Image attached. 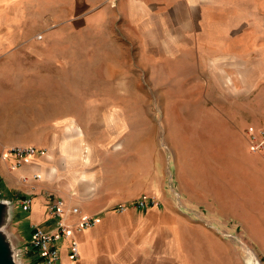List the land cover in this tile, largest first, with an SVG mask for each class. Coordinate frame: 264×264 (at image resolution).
<instances>
[{"label": "rangeland", "instance_id": "1", "mask_svg": "<svg viewBox=\"0 0 264 264\" xmlns=\"http://www.w3.org/2000/svg\"><path fill=\"white\" fill-rule=\"evenodd\" d=\"M191 2H177V29L94 33L52 25L47 36L1 52L0 150L45 147L59 175L53 192L97 198L117 214L144 218L154 232L171 218L183 228L189 218L194 232L225 234L245 264L250 249L264 264V203L245 201L244 174L234 171L244 159L230 151L259 156L230 128L239 131L252 114L264 121V82L237 92L236 63L220 57L242 43L241 28L226 26L251 23L253 5L264 0ZM70 129L78 142L82 130L84 141L72 183L61 185L69 161L62 153L78 149ZM260 163L262 153L252 162ZM240 194L244 202H234ZM142 198L150 205L136 212Z\"/></svg>", "mask_w": 264, "mask_h": 264}, {"label": "crops", "instance_id": "2", "mask_svg": "<svg viewBox=\"0 0 264 264\" xmlns=\"http://www.w3.org/2000/svg\"><path fill=\"white\" fill-rule=\"evenodd\" d=\"M178 1H188L194 5L192 0H0V53L11 50L18 43L32 42L36 35L47 36L52 25L56 28L63 25L66 31L72 25L73 30L92 28L94 33L177 29ZM256 4L251 9L254 17L251 23L226 26L228 29L241 28L237 34H241L242 43L237 46V51L220 56L236 63L230 71H236L240 78L238 86H234L237 92L256 91L264 82V4ZM245 28L251 31H244ZM243 40L247 41V45ZM255 115L256 118L252 114L251 121L241 119L239 131L236 127L230 128L232 136L247 142L242 128L264 125L262 118ZM70 130L71 140L76 141V130ZM80 131L81 141L77 140L78 149L73 156H67L59 147L69 160L65 166L68 178L60 179L61 185L72 183L75 157L80 153L84 141V134ZM45 149V153L26 158L16 168L12 166V158L0 160V190L2 196L13 201L10 230L17 245L29 243L35 223L46 230L54 227L55 217L50 213L48 204L53 197L60 196L69 205L79 206L82 214L98 218L94 226L74 231L56 242L61 264H244L240 249L229 239L226 240L225 234H222V238L217 232L207 229L194 232L189 218L183 219V228L177 227L175 219L171 218L165 231L154 232L144 225V218L137 219L125 212L117 214L97 198L90 199L77 193H63L61 196L53 192L59 175L53 155ZM230 151L236 161L244 159L243 164H235L234 171L244 174L245 201L264 203V163L258 166L252 164L260 153H256L259 154L257 157L241 159L236 151ZM33 173L40 174L42 179L33 177ZM21 176L29 177V181H23ZM241 195L236 196L234 202L243 203L239 201ZM24 196L31 198L29 208L21 205ZM146 205L150 203L139 205L136 212L145 211ZM79 215L69 214L68 221L76 222ZM72 238L78 243L77 258L70 255ZM35 257L33 252L29 261H34Z\"/></svg>", "mask_w": 264, "mask_h": 264}, {"label": "built area", "instance_id": "3", "mask_svg": "<svg viewBox=\"0 0 264 264\" xmlns=\"http://www.w3.org/2000/svg\"><path fill=\"white\" fill-rule=\"evenodd\" d=\"M245 138L247 139L248 148L251 152L264 154V125L252 127L247 126L243 129ZM44 150L34 144H17L0 150V160H8L12 158V166L16 168L23 164V160L35 155L43 153ZM33 177L40 178V174L33 173ZM23 181L27 182L29 177L21 176ZM3 193L0 190V198ZM7 198V197H5ZM31 198L24 196L21 198V205L29 208ZM145 199L142 198L138 202L139 205H145ZM50 213L55 217V225L52 229L46 230L39 224L35 223L32 227L29 243L20 244L17 250V259L22 264H61L60 254L56 242L64 237L69 236L74 231L83 230L94 226L98 222V218L94 215L82 214L81 209L77 205H69L60 196H55L48 204ZM80 213V215H79ZM69 214L79 215L76 222L68 221ZM33 248L35 254L34 261L27 262L25 255L28 249ZM29 249V250H30ZM70 255L73 258L79 257L78 243L75 239H71L69 245Z\"/></svg>", "mask_w": 264, "mask_h": 264}, {"label": "water", "instance_id": "4", "mask_svg": "<svg viewBox=\"0 0 264 264\" xmlns=\"http://www.w3.org/2000/svg\"><path fill=\"white\" fill-rule=\"evenodd\" d=\"M12 216L13 201L5 197L0 198V264H22L18 261L16 253L20 245H17L11 235ZM260 263L263 264L261 261Z\"/></svg>", "mask_w": 264, "mask_h": 264}, {"label": "bare ground", "instance_id": "5", "mask_svg": "<svg viewBox=\"0 0 264 264\" xmlns=\"http://www.w3.org/2000/svg\"><path fill=\"white\" fill-rule=\"evenodd\" d=\"M248 249H250V248H248ZM250 250H251V262H250V264H261L259 259H257L254 251L252 249H250ZM244 264H245V262H244Z\"/></svg>", "mask_w": 264, "mask_h": 264}]
</instances>
